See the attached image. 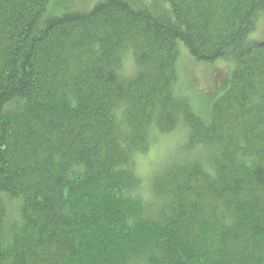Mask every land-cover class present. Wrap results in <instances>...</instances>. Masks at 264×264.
<instances>
[{"label": "trees", "instance_id": "obj_1", "mask_svg": "<svg viewBox=\"0 0 264 264\" xmlns=\"http://www.w3.org/2000/svg\"><path fill=\"white\" fill-rule=\"evenodd\" d=\"M57 1L0 0V264H264V0Z\"/></svg>", "mask_w": 264, "mask_h": 264}, {"label": "rangeland", "instance_id": "obj_2", "mask_svg": "<svg viewBox=\"0 0 264 264\" xmlns=\"http://www.w3.org/2000/svg\"><path fill=\"white\" fill-rule=\"evenodd\" d=\"M69 2L72 4V0H69ZM64 3H68V0H58L57 6L60 7ZM89 3V0H85L81 6L86 7ZM250 39L254 43H259L264 40V11L258 14L255 29L250 35ZM177 63L183 88L198 100L196 101L197 104L191 101L192 105L197 106H195L196 108L203 107L207 109L206 105H201L203 102L202 93L207 92L211 94V99H214L220 88L224 84L227 85V79L232 69V64L228 59H221L211 64H200L193 62L185 52H181ZM202 109L200 108L199 111L203 114ZM180 136V132H177L170 137H162L146 153L139 155L136 170L141 175L143 184L149 182L150 176H152L150 172L153 167L158 166L160 161H164L166 157L173 154Z\"/></svg>", "mask_w": 264, "mask_h": 264}, {"label": "clouds", "instance_id": "obj_3", "mask_svg": "<svg viewBox=\"0 0 264 264\" xmlns=\"http://www.w3.org/2000/svg\"><path fill=\"white\" fill-rule=\"evenodd\" d=\"M134 58L132 57L131 52L126 54V57L122 61V75L129 76L132 74V69H134Z\"/></svg>", "mask_w": 264, "mask_h": 264}]
</instances>
